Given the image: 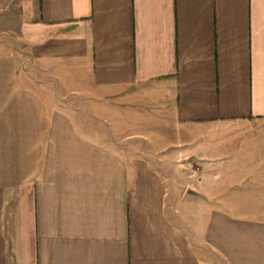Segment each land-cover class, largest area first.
Returning <instances> with one entry per match:
<instances>
[{"label":"crops","instance_id":"obj_1","mask_svg":"<svg viewBox=\"0 0 264 264\" xmlns=\"http://www.w3.org/2000/svg\"><path fill=\"white\" fill-rule=\"evenodd\" d=\"M0 264H264V0H0Z\"/></svg>","mask_w":264,"mask_h":264},{"label":"rangeland","instance_id":"obj_2","mask_svg":"<svg viewBox=\"0 0 264 264\" xmlns=\"http://www.w3.org/2000/svg\"><path fill=\"white\" fill-rule=\"evenodd\" d=\"M69 101L72 103V104H75V105H79V104H85V103H87V101H85V100H83V99H80V97H78V96H74V95H71V96H69ZM118 108V110H120V106L119 107H117ZM135 109V108H134ZM140 116V115H139ZM141 117H143V116H141ZM135 119H136V114H135ZM140 131H145V130H143L142 128H134V133H136V132H140ZM187 130L186 129H182V136H181V140H182V142H183V144H182V148H180V147H176V146H171V148H170V150L169 151H174V152H176V151H179L180 149H183V150H185L186 149V147L188 146V141H189V138H188V134H185V133H187L186 132ZM147 132H149V131H147ZM177 154V153H176ZM180 158H179V160H177V161H175L174 163L176 164V165H179L181 168H182V170H184V172H185V174H192V173H194V170H196L197 169V166L196 165H194L195 163L194 162H192L191 160H190V158H184V157H181V156H179ZM189 177L187 176L186 177V179H188Z\"/></svg>","mask_w":264,"mask_h":264}]
</instances>
